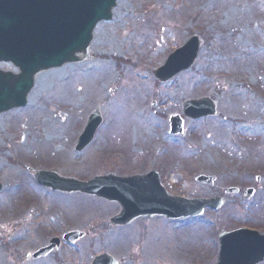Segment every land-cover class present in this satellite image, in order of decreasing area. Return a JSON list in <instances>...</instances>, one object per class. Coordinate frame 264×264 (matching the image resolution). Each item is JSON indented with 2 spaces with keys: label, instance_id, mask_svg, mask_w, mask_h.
<instances>
[{
  "label": "rangeland",
  "instance_id": "obj_1",
  "mask_svg": "<svg viewBox=\"0 0 264 264\" xmlns=\"http://www.w3.org/2000/svg\"><path fill=\"white\" fill-rule=\"evenodd\" d=\"M192 34L201 38L192 66L166 82L154 78ZM90 49L80 64L39 74L25 107L0 113V264H90L103 252L119 264H214L217 233L264 225V0H117ZM201 97L216 102L217 115L184 116V101ZM96 108L102 122L75 151ZM175 114L183 131L169 135ZM26 167L79 180L154 169L170 194L224 203L193 219L115 228L108 219L118 205L41 187ZM199 174L215 179L201 184ZM230 186L239 192L225 194ZM246 188L254 191L245 199ZM69 230L85 234L26 260Z\"/></svg>",
  "mask_w": 264,
  "mask_h": 264
},
{
  "label": "water",
  "instance_id": "obj_2",
  "mask_svg": "<svg viewBox=\"0 0 264 264\" xmlns=\"http://www.w3.org/2000/svg\"><path fill=\"white\" fill-rule=\"evenodd\" d=\"M116 0H0V62H10L18 73L0 70V113L26 105L35 77L42 71L78 62L88 55L95 25L110 20ZM199 39L192 36L176 49L155 71L160 81H166L188 69L197 56ZM184 114L198 118L215 114L209 98L188 100ZM171 134L179 133L182 120L170 116ZM101 122L98 111L92 113L78 138L76 150H81L92 139ZM36 181L65 192L80 191L107 201L119 203V214L110 219L112 225H127L139 216L161 215L169 219L201 214L204 208L216 209L221 198L186 199L170 196L160 185L157 173L116 177H95L88 182L63 178L54 172L38 171ZM200 182H211L203 175ZM234 191V190H227ZM83 233L67 232L63 239L73 243ZM58 239L33 254L45 255L57 249ZM216 264H255L264 257V235L254 231L236 230L219 235ZM91 264H117L106 253L94 257Z\"/></svg>",
  "mask_w": 264,
  "mask_h": 264
},
{
  "label": "flooded vegetation",
  "instance_id": "obj_3",
  "mask_svg": "<svg viewBox=\"0 0 264 264\" xmlns=\"http://www.w3.org/2000/svg\"><path fill=\"white\" fill-rule=\"evenodd\" d=\"M248 228H251V229H255V230H258L259 232L261 233H264V226L263 225H260V224H257V225H246ZM245 226V227H246ZM259 264H264V261H262L261 263Z\"/></svg>",
  "mask_w": 264,
  "mask_h": 264
}]
</instances>
